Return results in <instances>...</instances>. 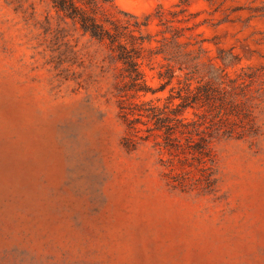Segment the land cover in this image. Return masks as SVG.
<instances>
[{
  "label": "rangeland",
  "instance_id": "obj_1",
  "mask_svg": "<svg viewBox=\"0 0 264 264\" xmlns=\"http://www.w3.org/2000/svg\"><path fill=\"white\" fill-rule=\"evenodd\" d=\"M101 2L151 16V86L213 83L234 131L213 182L189 148L128 140L109 45L53 0H0V264H264V0Z\"/></svg>",
  "mask_w": 264,
  "mask_h": 264
},
{
  "label": "trees",
  "instance_id": "obj_2",
  "mask_svg": "<svg viewBox=\"0 0 264 264\" xmlns=\"http://www.w3.org/2000/svg\"><path fill=\"white\" fill-rule=\"evenodd\" d=\"M101 1L110 0H53L59 12L77 21L92 37L106 42L121 63L118 93L121 117L132 136L128 140L136 143L162 138L160 145L170 152H190L202 179L213 182V174H207L212 162L210 142L219 133H233L234 100L223 96L213 83L183 77L173 67L159 70V86H151L145 69L144 35L151 16L142 20L116 3L107 6ZM166 90L167 96L158 95ZM240 107L235 112L238 116ZM190 110L194 117L188 116Z\"/></svg>",
  "mask_w": 264,
  "mask_h": 264
}]
</instances>
